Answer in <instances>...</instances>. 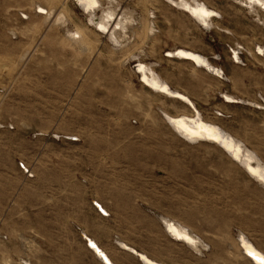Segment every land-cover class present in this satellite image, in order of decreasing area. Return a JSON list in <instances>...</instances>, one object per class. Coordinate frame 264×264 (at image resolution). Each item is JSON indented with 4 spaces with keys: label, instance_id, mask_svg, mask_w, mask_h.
<instances>
[{
    "label": "rangeland",
    "instance_id": "rangeland-1",
    "mask_svg": "<svg viewBox=\"0 0 264 264\" xmlns=\"http://www.w3.org/2000/svg\"><path fill=\"white\" fill-rule=\"evenodd\" d=\"M201 1L219 13L209 29L167 0H102L96 16L111 7L133 21L117 29L127 45L116 50L109 30L95 31L73 0H0V262L102 264L75 227L83 224L121 264L143 263L117 238L166 264H252L237 235L263 237L264 184L220 145L172 130L161 108L171 115L193 109L144 85L136 69L140 61L191 87L202 117L264 163V56L256 50L264 25L239 0ZM41 4L66 10V19L54 24V14L44 23L35 9ZM150 24L155 32L147 35ZM75 28L92 47L71 44ZM177 47L205 55L224 78L168 57ZM160 215L206 247L198 252L168 234Z\"/></svg>",
    "mask_w": 264,
    "mask_h": 264
},
{
    "label": "bare ground",
    "instance_id": "bare-ground-1",
    "mask_svg": "<svg viewBox=\"0 0 264 264\" xmlns=\"http://www.w3.org/2000/svg\"><path fill=\"white\" fill-rule=\"evenodd\" d=\"M107 1L111 2L112 0H107ZM167 1H170L171 3L176 5L177 7L188 11L189 14L191 15V17L198 24H200L202 27H204L205 29L211 28L212 23H214V22H212V18L219 16V13L217 11L211 9L204 1H201V0H191V1H188V0H167ZM73 2L75 4H77L88 15V24L93 26L95 31L96 30H98V31H108L109 30V32H110L109 40L113 43L116 50L119 47L122 48L123 46L127 45V44H125L122 46V43L120 41L121 39L118 37L119 35H117V32H116V31H119V30H117L119 28L120 29L122 28V30L124 28H126L128 23L129 24H130V22L133 23L132 20L131 21L129 20L130 16L129 17H128V15H127V17L123 16V14H125L126 11H124V13H115V10L111 7L103 8V12L99 18L98 16H96V11L98 8H100L102 6V0H95V4H93V0H73ZM238 2H240L243 6H245L250 13H256L258 15V17L256 19L262 25H264V19H262V17H260V14H259V10L261 11L262 14H264V0H239ZM53 5H52V7L51 6L49 7V5H48V7H46V6L43 7L44 5L42 6V4H41V6L36 5L35 9L43 15V17H44L43 22L44 23H45V21L49 22L52 15L55 14V19L53 22H54V24H60L64 21V19H66L65 13L67 11L62 10V11H60V13L56 14L55 13L56 8L54 9L55 5H54V7H53ZM204 11L211 13V15L205 16L203 14ZM111 21L115 22V24L111 25V23H110ZM51 22H52V20H51ZM150 25L146 26L145 27L146 30L144 29V31H143L144 33L146 32L147 35L153 34L155 32L154 31L155 29L153 30L152 24H150ZM75 29L76 30L71 31L68 34V36L66 35L67 38L69 40H71V44L73 42V44L80 43V45L83 44L82 46H88L90 44V41L88 39L89 37H88L87 33H85V31L80 29V28H75ZM123 31H125V29ZM119 32H121V31H119ZM65 39H66V37H65ZM67 44H68V42H67ZM78 46H79V44H78ZM90 46H91V44H90ZM256 48H257L256 49L257 53L259 55L264 56V46L258 45ZM128 50H130V48ZM181 52L188 53L189 55H180L179 53H181ZM129 54L131 55L133 53H129ZM167 56L185 59L187 61H190L195 67L197 66V67H200L201 69L203 68L205 71L210 72L211 74H215V76H216V74L224 76L222 73V70L219 67L214 66L208 60V58L205 55L198 53L196 51L190 50L188 48L177 47L174 50L168 51ZM194 57L198 58V59H194ZM235 57H238V56L236 55ZM19 60H21V59H19ZM136 69H137V72L139 73V78L144 85H147L154 92L160 93L161 95L163 94V95L169 96L171 98L181 99V100H183V102H185L189 107H191L193 109L192 111H194V113L192 115H188V114L171 115L161 108L160 112H161L163 118L165 119V121L170 125L172 130H174L177 134H179L180 137H184L185 141H186V139L189 140L190 142L192 141V143L193 142L197 143L199 141H201V142L202 141H209V142H213V143L220 145L219 147H221V149H223L229 155L230 158L235 159L238 162H240L242 164L243 168L245 169V171L249 172L254 178H256V180H258L262 184H264V179H261V177H264V163L261 162V160L257 156V154H256L257 152L255 153L254 151L250 150L239 138H237L232 133H230L227 130L220 127V125L218 126L214 122H212V121L210 122V121L204 119L202 117L203 116L202 113H200V111L196 108L194 102L186 94H184V93H182L176 89H173L168 84V82L166 80L161 79L162 77L159 76L157 74V71L155 72V70L151 66L147 65L146 63L139 61L136 64ZM165 89H166V91H165ZM223 95H224V99L227 102H230V103L239 102L235 99L236 97H234L230 94L225 93ZM253 103H255V102H253ZM258 107H260V106H258ZM263 108L264 107H262V109ZM71 136H74V135H71ZM213 137H215V138H213ZM20 163H22V162H20ZM23 169L26 172H29V169L27 168V166L25 164H24ZM30 172H32V171H30ZM95 201H97V200H95ZM101 207L103 208V211L108 213L107 208L103 204H101ZM158 217H160L161 221L164 223L165 230L168 234L172 235L173 237H175L178 240H181V241L189 244L191 247L193 246V248H195L197 250L201 246L206 247V245L201 241V239L195 235L196 233H193L186 225H184L180 222H176L177 220L173 221L172 219H170L166 216H163V215H160ZM86 232H84V233L87 235ZM251 241L247 237V235H245L244 232H242L241 230H238V235H237L238 251L241 253V255L244 258L249 260V262H251L252 264H261V262L259 260L255 259L254 257L249 255V249L254 250L256 252H259L261 255H264V250L262 248H260L259 246L255 245ZM98 243L99 242H96V241L93 242L92 241L91 245H95V250L99 246L98 251H99V257L101 260L100 262H102V264H104L103 260L101 258V257H103V259L106 261L107 264H115L110 259V258L113 259V257H109L108 254L100 247V245ZM118 244L120 245L121 248H125L126 250H129L130 252H134L135 255L141 260V262L143 264H166L165 262H161V261H158V260L150 257L148 254H146L145 252H142L141 250L138 251L133 246L124 242L123 240L119 241ZM102 250H103V252H102ZM91 251H92L93 255L96 258H98L97 254L93 250H91ZM198 252H199V250H198ZM101 253H103V255H101ZM98 260H99V258H98ZM21 262H22V264H33L32 262H30V260L28 261L25 259H21ZM0 264H7V262L2 261V262H0Z\"/></svg>",
    "mask_w": 264,
    "mask_h": 264
},
{
    "label": "crops",
    "instance_id": "crops-1",
    "mask_svg": "<svg viewBox=\"0 0 264 264\" xmlns=\"http://www.w3.org/2000/svg\"><path fill=\"white\" fill-rule=\"evenodd\" d=\"M75 4V3H74ZM77 7H79L77 4H75ZM80 8V7H79ZM182 45H185L184 43L182 44ZM153 64L154 63H157L158 65H159V61L158 62H152ZM157 65V66H158ZM208 74H210V75H212V76H214V77H217V76H215L214 74H211V73H208ZM218 78V77H217ZM165 79H166V81L170 84V86L171 87H173L174 89H176V90H178V91H180V92H183L184 94H186L193 102H194V104H195V106L197 107V102L195 101L196 99H198V98H196V96H195V94H194V90L193 89H191V87H183L182 86V88H181V86L180 85H176V84H174L173 82H171V80L170 79H168V78H166L165 77ZM219 79V78H218ZM222 80V79H221ZM180 87V88H179ZM193 90V91H192ZM222 93H224V92H222ZM196 98V99H195ZM109 215H107L106 217H108ZM76 227V229H77V231H78V233H79V235L81 236V234H80V232H79V229L82 231V232H86L87 233V236H89L90 238H92L93 240H95L96 242H98L96 239V237H94L92 234H91V232L89 231V227H87V226H85V225H76L75 226ZM262 238L261 239H253L250 235L248 236L257 246H259L260 248H262L263 250H264V243L262 244H260V243H258V241H261V242H264V232L262 233ZM81 238H82V240L85 242V244H86V241H85V239L81 236ZM120 239L119 238H117V240H116V242H117V244H118V241H119ZM99 245H100V247L108 254V256L109 257H113V259L112 258H110L115 264H121L120 263V261H122V260H120L121 258L120 257H115L114 255H112V254H110L109 252H107L102 246H101V244L100 243H98ZM86 246H87V244H86ZM118 246H119V244H118ZM123 250H125V251H127V252H130L129 250H126L125 248H122ZM90 250V249H89ZM138 250V249H137ZM92 251L90 250V253H91ZM131 254H133L135 257H136V255L134 254V253H132V252H130ZM111 255V256H110ZM94 258L95 259H97L98 260V258H96L95 256H94ZM101 260L99 259V262H100ZM140 262H141V260H139ZM100 263H102V262H100ZM123 264V263H122Z\"/></svg>",
    "mask_w": 264,
    "mask_h": 264
},
{
    "label": "water",
    "instance_id": "water-1",
    "mask_svg": "<svg viewBox=\"0 0 264 264\" xmlns=\"http://www.w3.org/2000/svg\"><path fill=\"white\" fill-rule=\"evenodd\" d=\"M231 52H232V56H233V58H234L235 60L240 59V57H239V50L237 51V50L231 49ZM166 54H168V52H167ZM236 55H237L238 57H235ZM209 73H210V72H209ZM214 75H215V74H214ZM216 76L221 77L222 79L224 78V77H222L221 75H218V74H216ZM69 138H70V139H73V140H77V139H78V138L75 137V136H71V137H69ZM20 165L24 168V164H23V163H20ZM92 202H93V204L97 207V209H98L103 215L107 216L108 213H106L105 211H103V208L101 207V204H100V203H98V202L95 201L94 199H92ZM79 232H80L81 236L85 239L87 246H88L91 250H93V251L97 254L98 258L100 259V257H99V251H98L99 246H98V248L95 250V247H93V245H91V242H92V241L95 242V240H93L92 238H90L89 236H87V235H86L84 232H82L80 229H79ZM102 252H103V250H102ZM132 253H134V252H132ZM134 254H135V253H134ZM101 258H102V260H103V263H104V264H107L106 261L103 259V257H101Z\"/></svg>",
    "mask_w": 264,
    "mask_h": 264
},
{
    "label": "snow or ice",
    "instance_id": "snow-or-ice-1",
    "mask_svg": "<svg viewBox=\"0 0 264 264\" xmlns=\"http://www.w3.org/2000/svg\"><path fill=\"white\" fill-rule=\"evenodd\" d=\"M93 4H95V0H93ZM205 16H208V15H211V13L207 12V11H204L203 13ZM180 55H189L188 53H179ZM194 59H198V58H195ZM166 91V89H165ZM215 138V137H213ZM261 179H264V177H261ZM93 247H95V245H93ZM101 255H103V253H101ZM249 255L254 257L255 259L259 260L261 262V264H264V255H261L259 252H256L254 250H251L249 249Z\"/></svg>",
    "mask_w": 264,
    "mask_h": 264
}]
</instances>
